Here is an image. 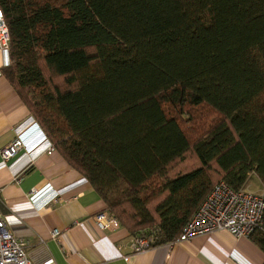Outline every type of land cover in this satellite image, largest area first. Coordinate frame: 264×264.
Here are the masks:
<instances>
[{
	"label": "trees",
	"instance_id": "1",
	"mask_svg": "<svg viewBox=\"0 0 264 264\" xmlns=\"http://www.w3.org/2000/svg\"><path fill=\"white\" fill-rule=\"evenodd\" d=\"M0 5L7 77L132 235L173 241L218 181L264 184V0ZM186 106L217 113L195 140ZM251 237L264 251V230Z\"/></svg>",
	"mask_w": 264,
	"mask_h": 264
},
{
	"label": "crops",
	"instance_id": "2",
	"mask_svg": "<svg viewBox=\"0 0 264 264\" xmlns=\"http://www.w3.org/2000/svg\"><path fill=\"white\" fill-rule=\"evenodd\" d=\"M3 62L0 51V209L12 232L26 240L34 264L49 259L54 264H264V251L251 236L226 230L134 251V235L127 227L97 225L94 216L106 202L58 149L30 155L23 148L4 161L1 149L36 119ZM26 136L30 143L39 137L33 131ZM54 229L59 230L56 236L51 234Z\"/></svg>",
	"mask_w": 264,
	"mask_h": 264
},
{
	"label": "built area",
	"instance_id": "3",
	"mask_svg": "<svg viewBox=\"0 0 264 264\" xmlns=\"http://www.w3.org/2000/svg\"><path fill=\"white\" fill-rule=\"evenodd\" d=\"M0 51L3 53V66H10L13 62L11 51V36L3 8L0 5ZM32 126V127H30ZM19 130L16 137L8 145L1 149L4 161L13 157L21 149L28 154L35 155L42 149L48 152L55 149L37 120H32L31 125ZM30 127V128H29ZM37 132L38 136L28 142L26 132ZM48 189L53 190L52 186ZM57 192H53V201L57 198ZM33 197V196H32ZM34 198V197H33ZM97 225L101 229L118 228L121 225L119 219L113 214L108 205L94 216ZM216 230H226L234 236L250 237L254 232L264 230V184L259 191L250 187L238 189L230 186L226 180H220L203 199L195 213L183 225L174 242L189 239L193 236L210 233ZM59 233L58 229L51 232L52 236ZM133 250L140 251L153 246L149 239L143 236H133ZM27 242L17 236L9 228L7 219L0 209V264H34L27 253ZM53 259L44 264H54Z\"/></svg>",
	"mask_w": 264,
	"mask_h": 264
},
{
	"label": "rangeland",
	"instance_id": "4",
	"mask_svg": "<svg viewBox=\"0 0 264 264\" xmlns=\"http://www.w3.org/2000/svg\"><path fill=\"white\" fill-rule=\"evenodd\" d=\"M183 111H184L183 113H180L177 109L175 112H178L177 116L180 118L179 120L181 121V125L188 132V134L192 137L193 140L199 137L198 135L201 133V129L197 125L198 121L206 124L210 120H212V118H217V113L214 112V110H212L211 108L205 106H196V107L186 106ZM195 163H196V159L194 155L190 153L187 155L185 163H180L178 166L176 165V168H181V172H182L192 167ZM219 176L220 175H214V178L217 179L219 178ZM247 184L251 185V189L255 191H259L260 188L262 187V182L260 181L258 176L252 177ZM117 218L120 220L119 217Z\"/></svg>",
	"mask_w": 264,
	"mask_h": 264
},
{
	"label": "clouds",
	"instance_id": "5",
	"mask_svg": "<svg viewBox=\"0 0 264 264\" xmlns=\"http://www.w3.org/2000/svg\"><path fill=\"white\" fill-rule=\"evenodd\" d=\"M40 129H41L40 132H39L40 134H41V132H42V133H45V132H43L44 130H42V128H40Z\"/></svg>",
	"mask_w": 264,
	"mask_h": 264
}]
</instances>
